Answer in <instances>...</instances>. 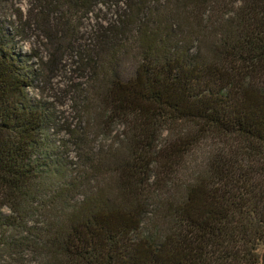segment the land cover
<instances>
[{
  "label": "trees",
  "instance_id": "obj_1",
  "mask_svg": "<svg viewBox=\"0 0 264 264\" xmlns=\"http://www.w3.org/2000/svg\"><path fill=\"white\" fill-rule=\"evenodd\" d=\"M48 2L73 21L72 33L47 34L51 65L56 46L74 50L78 21L93 20L94 45L78 62L96 121L121 122V148L68 160L49 107L29 94L35 73L14 51L12 35L28 22L13 33L2 23L0 206L11 213L0 214V242L20 229L47 264H264V0ZM43 17L37 10L30 28L45 27ZM179 124L193 144L178 137ZM162 132L172 148L164 163ZM218 140L173 187L153 175L161 165L169 181L197 145ZM27 212L47 229L23 227Z\"/></svg>",
  "mask_w": 264,
  "mask_h": 264
},
{
  "label": "rangeland",
  "instance_id": "obj_2",
  "mask_svg": "<svg viewBox=\"0 0 264 264\" xmlns=\"http://www.w3.org/2000/svg\"><path fill=\"white\" fill-rule=\"evenodd\" d=\"M7 1V3L5 1L0 2V25L2 26L3 23L5 26H2L3 29H8L9 32L13 33L14 31L10 28V25L15 23L14 26L22 28L23 23L28 22V26H24L25 32L20 30V34L12 35L15 44L14 51L17 52L16 55L18 57H25L28 65L32 67L35 73L33 88L29 90V94L33 99L49 107V111L55 120L54 123L57 125L51 130L53 134L52 138L58 142L60 146L59 150L67 154L68 160L74 162L81 161V158L88 160L89 155H94V158L108 155L109 153L117 156L119 154L118 150L121 148L119 143L122 140L123 126L118 119L106 117L105 112V117H100L96 121V118L93 116L95 114L96 102L94 95L91 97L89 93L92 89V83H88V73L83 76L81 72L83 71V66L78 62L80 59L79 55L83 54V48L94 45V41L91 39L93 34H90L93 20L89 17L78 21L81 29L78 34V40L74 44V50L71 52L64 46H56V48L59 47L58 57L56 58L57 62L51 65L47 52L53 51L55 46H46L49 43L46 36L52 32L53 34L62 33L63 28L66 29L67 27L68 33H72L71 25H73V21L68 26L64 23L67 19L66 13H63V17H60V13H56L52 9H46L49 0H42V2L40 0ZM97 9L105 10L101 5ZM111 9L112 7H109L104 12L102 15L103 21L109 16ZM37 10L44 16L43 22L46 21L45 27L40 25L39 29H37V26L30 28L33 14ZM98 24H100V21ZM61 35L58 34L59 38ZM61 43L62 41H60ZM178 128L181 129L180 133L177 134L178 137H181L182 140L185 139L186 144H193L189 135H184L183 129L185 125L179 124ZM84 136H87V138L81 139L77 144L74 143V137ZM163 138L164 134L161 135L160 143L156 150L160 152L161 157L159 159L164 163V161L169 162L164 157L170 153L172 148L170 142H166ZM219 141L197 145L192 150V155L187 158L185 157L183 160L186 164L176 169V173L169 180L171 181L170 184L169 181H163V166L155 165L151 168L154 172L153 175L161 174L160 184L168 189L173 187L176 183H180L182 179L193 176L208 158L209 152L214 149L212 146L218 144ZM188 148L190 149L191 147ZM78 168L83 169V165L78 164ZM87 170H90L88 166ZM189 179L192 180L191 177ZM10 213L6 207L2 208L0 206L1 215L5 217L9 216ZM25 217L22 223L23 227H39L38 223L43 221V229L46 230L49 225V222L45 218H41L34 212H31L30 215L27 212ZM7 236L13 244H16L15 246H10L9 249L3 245L4 242L8 243ZM4 237V240L2 239L0 242V264H47L41 260L39 254L34 253L29 246H25L26 239L30 236L22 234L20 229H18V232L4 235ZM30 238L33 239L32 237ZM19 245L25 247L23 248Z\"/></svg>",
  "mask_w": 264,
  "mask_h": 264
}]
</instances>
